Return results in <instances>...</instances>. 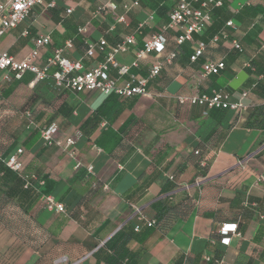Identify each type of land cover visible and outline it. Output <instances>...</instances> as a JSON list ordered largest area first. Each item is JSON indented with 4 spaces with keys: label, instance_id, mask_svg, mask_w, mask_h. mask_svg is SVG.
Segmentation results:
<instances>
[{
    "label": "crops",
    "instance_id": "obj_1",
    "mask_svg": "<svg viewBox=\"0 0 264 264\" xmlns=\"http://www.w3.org/2000/svg\"><path fill=\"white\" fill-rule=\"evenodd\" d=\"M49 1L3 34L1 51L22 61L34 48L33 39L49 36L50 45L39 49L33 60L43 67L68 40L73 47L64 56L72 60L82 58L85 40L104 38L114 45L134 35L140 47L144 36L166 26L175 5V0H116V11L94 17L108 0H56L54 8H46ZM133 1L138 6L124 13L123 6ZM119 16L125 17L124 23L117 22ZM228 21L233 23V28L226 27L228 38L213 44L209 26L222 28ZM209 26L201 36L207 46L200 63L190 61L199 38L185 42L175 62L148 83L145 96L60 95L51 80L35 81L30 72L10 83L0 81V161L22 149L25 173L46 177L50 194L65 206L64 214H54L39 198L24 215L36 233L28 241L0 223V264H53L60 257H66L64 264H175L187 258V264H208L204 256H211L214 248L223 264L243 258L264 264V117L254 112L264 101V0H228ZM232 39L239 40L240 51L232 48ZM100 60L101 55L85 59L84 65ZM116 60L131 65L133 55L120 54ZM153 60L149 56L130 74L145 75ZM205 60L222 61L224 70L202 78ZM247 62L253 69L244 67ZM217 89L247 91L246 106L238 113L212 110L203 115L199 106L179 102L180 97ZM88 119L91 123L84 126ZM53 122L59 138L79 134L74 158L43 146L39 129ZM90 126H95L92 133ZM201 161L207 167L204 177ZM167 184L176 189L160 195ZM170 195V205H185L187 211L181 215L179 208L145 235L142 226L120 243L117 261L110 260L116 252L106 242L139 224L137 210L152 221V204ZM246 197L257 202L259 218L244 214L238 221L240 237L229 235L228 245L216 241L220 226L235 222ZM9 204L16 206H5Z\"/></svg>",
    "mask_w": 264,
    "mask_h": 264
},
{
    "label": "built area",
    "instance_id": "obj_2",
    "mask_svg": "<svg viewBox=\"0 0 264 264\" xmlns=\"http://www.w3.org/2000/svg\"><path fill=\"white\" fill-rule=\"evenodd\" d=\"M115 1L108 0L105 5L100 6L94 17L103 14L106 10L116 11ZM226 1L228 0H175V5L168 15L167 25L162 28L161 33L144 36L140 47L134 35L124 36L114 45H109L104 38L97 41L85 40V51L82 58L72 60L64 56L65 51L73 47L72 41L68 40L62 47L53 50L52 55L46 59L43 67L35 65L33 60L37 58L39 49L50 45L51 39L49 36L33 39L34 48L22 61L15 60L7 52L0 50V81L9 83L14 79L19 80L25 72H30L34 75L35 81L51 80L53 88L60 95L98 92L105 97L114 95L120 99L145 96L147 95L148 83L159 76L164 66L171 65L176 57V51H167L169 40L165 32H172L171 41L176 46H180L185 42H194V37H201L206 26L210 24L212 10L221 8ZM44 3L45 0H5L0 2V39L8 30L14 29L24 22L33 8ZM55 4L56 0H50L46 3V8H54ZM137 6V1L124 5V13ZM67 13H70V11H67ZM117 22L124 23L125 17L119 16ZM226 27L233 28V23L228 21ZM26 34L25 32L24 35ZM222 38H228L227 34L222 33ZM217 41V36L211 39L213 44ZM231 45L234 50H241L239 40L232 39ZM206 46L205 42L198 39L195 42L190 61L195 62L197 58L201 57ZM127 53L133 55L131 65L120 64L116 60V56ZM99 55L102 56V60L92 63L88 68L85 67V59L95 60ZM149 56H153L154 60L147 68L145 75L130 74L131 69H140V62ZM224 67L222 61L206 60L201 65V77L218 75L224 70ZM244 67L253 69L250 62H247ZM51 69L54 70L52 73L50 72ZM113 73H115V76L112 75ZM247 96L248 92L245 90L231 94L220 89L213 90L209 94L196 93L180 97L179 102L202 107L203 115H206L212 109H223L238 113L246 106ZM57 133L58 126L55 122L41 127L39 135L43 146L59 148L68 156L74 158L76 155L75 144L79 134L59 138ZM22 152V149H17L8 156L5 162L10 170L19 175L22 172L20 162ZM194 154L197 155L198 152L195 151ZM200 165L204 167L205 161H201ZM86 173L91 175L92 168L87 167ZM22 178L25 181V189L32 187L40 193V201L47 211L54 214L65 213V206L62 202L55 200L52 195L41 192L42 180L35 175H25ZM171 179L172 177H170ZM136 214L139 223H144L147 227L154 224L153 221L144 220L139 210L136 211ZM134 230L138 231L139 226H136ZM219 234L223 236L220 240L223 245L229 244V235L240 237L234 224L221 225ZM204 260L209 262L212 257L204 256ZM64 263H66V257H60L53 264ZM214 263L223 264V260L214 259ZM73 264H79V262Z\"/></svg>",
    "mask_w": 264,
    "mask_h": 264
},
{
    "label": "trees",
    "instance_id": "obj_3",
    "mask_svg": "<svg viewBox=\"0 0 264 264\" xmlns=\"http://www.w3.org/2000/svg\"><path fill=\"white\" fill-rule=\"evenodd\" d=\"M226 3V2H225ZM225 3L223 4V6L225 5ZM223 6L221 8L218 9H214L211 12V19H214L215 16L220 15V12L223 8ZM168 23V22H167ZM227 23V22H226ZM226 23L224 25V27H220L219 25L215 26L213 23L212 25H208L206 26L204 32L207 30V28L209 30H212V38L217 36L218 40L220 38H222V33H227L226 31ZM167 25V24H166ZM203 32V33H204ZM158 33H161V31H159ZM165 35L168 37V46L171 44V46L168 48L167 46V51H176V57L173 61V63L175 62V60L177 59V57L179 56L181 50H182V45L180 46H176L173 41H171V36H172V32L166 31ZM203 35V34H202ZM203 37V36H202ZM202 37H194V40L196 38H199V40H203ZM72 41V40H70ZM84 45V51H85V44L83 42ZM83 51V53H84ZM191 57V56H190ZM201 57L197 58V60L193 63H200L199 59ZM206 61V60H205ZM204 61V62H205ZM203 62V63H204ZM202 63V64H203ZM201 64V65H202ZM251 67L252 64L250 63ZM54 70L51 71V73ZM21 79V78H20ZM15 80V79H14ZM21 81V80H20ZM10 83V82H9ZM17 83H19L17 81ZM220 90V89H217ZM224 90V89H221ZM225 91V90H224ZM229 93V92H228ZM209 94V93H208ZM113 96V95H110ZM108 96V98L110 97ZM264 102V101H263ZM200 107V106H199ZM202 108V107H200ZM203 109V108H202ZM214 111H226L223 109H212ZM210 110V111H212ZM58 112L62 113L63 112V107L60 106V108L58 109ZM100 109L96 110V114H99ZM255 115H258L260 113V115H262V117H264V104L262 103L261 107L259 108L258 112H256V110H254ZM92 121V119H88L85 123L84 126H87L88 124H90ZM51 124V123H50ZM49 125V124H48ZM95 129V126H90V130L89 133H92V131ZM5 161H0V174H2L0 176V208H2L3 206H5L7 203H15V205L19 208L20 212L23 215L28 214L31 206L39 200L40 198V193H38L34 188H24V184L25 181L22 178L25 175H29L27 173H25V171L22 169L21 174H17L16 172L10 170L6 165H5ZM206 169L207 167L205 166L203 169V172H201L202 177H204L206 175ZM40 180L43 181L44 187L42 188L41 192L43 194H47V195H51L50 191L47 189L46 185V177H42L39 178ZM176 189V185L174 184H167L160 192V195L172 192ZM170 196H165L163 198L158 199L156 202H154L152 204V208L155 212L154 215V219L152 220L154 222V224L151 227H147L144 223H139L136 226H139V230L135 231L134 228L130 229V233L127 234L122 232H118L116 233L109 241L106 242V247L109 248L110 250H112L113 252H116V250L121 249V242H123L124 240L128 241L130 239H132L134 237V235H136L135 232H139L142 226L146 227V230L142 233V235H145L147 233H149V231H151L154 227H159L161 226V224L164 223L165 220H167V218H169L172 215H176L178 214L177 211L179 209L178 212L182 213L187 211V207H185V205L176 207V206H172L170 205ZM186 201H188L189 199L186 198ZM26 204V207H24L23 205ZM251 214V215H255L257 218H259V216L261 215V210L257 207V202L253 201L252 199H250L249 197H246L244 199V201L242 202L238 212H237V217L235 222L232 223H228V224H234L236 225V231L239 233L238 231V221H240L243 217L244 214ZM223 225V224H222ZM240 234V233H239ZM223 236L219 234V237L215 236L214 239L216 241L221 240ZM117 255L118 253L116 252V254L114 256H110L109 259L113 260V262L117 261ZM212 260L208 262V264H215L214 263V259H222V255L219 251H217L215 248L212 251ZM244 261H236V264H250L249 260L247 258H243ZM188 262V258L187 259H183V260H178L177 262H175V264H187Z\"/></svg>",
    "mask_w": 264,
    "mask_h": 264
},
{
    "label": "rangeland",
    "instance_id": "obj_4",
    "mask_svg": "<svg viewBox=\"0 0 264 264\" xmlns=\"http://www.w3.org/2000/svg\"><path fill=\"white\" fill-rule=\"evenodd\" d=\"M0 223L21 240L28 241L36 236L28 218L13 204L0 208Z\"/></svg>",
    "mask_w": 264,
    "mask_h": 264
},
{
    "label": "snow or ice",
    "instance_id": "obj_5",
    "mask_svg": "<svg viewBox=\"0 0 264 264\" xmlns=\"http://www.w3.org/2000/svg\"><path fill=\"white\" fill-rule=\"evenodd\" d=\"M18 7H19V5H18Z\"/></svg>",
    "mask_w": 264,
    "mask_h": 264
}]
</instances>
